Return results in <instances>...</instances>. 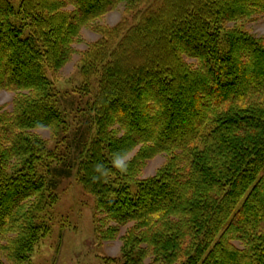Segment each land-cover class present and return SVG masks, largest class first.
<instances>
[{
	"label": "trees",
	"instance_id": "obj_1",
	"mask_svg": "<svg viewBox=\"0 0 264 264\" xmlns=\"http://www.w3.org/2000/svg\"><path fill=\"white\" fill-rule=\"evenodd\" d=\"M145 1L0 0V90L16 93L0 107V264H26L49 232L40 204L73 170L100 240L132 224L120 264H264V37L224 28L264 16V0H160L106 32L82 56L81 90L96 77L97 92L68 141L45 69L70 60L83 26ZM157 154L165 165L138 179Z\"/></svg>",
	"mask_w": 264,
	"mask_h": 264
},
{
	"label": "rangeland",
	"instance_id": "obj_2",
	"mask_svg": "<svg viewBox=\"0 0 264 264\" xmlns=\"http://www.w3.org/2000/svg\"><path fill=\"white\" fill-rule=\"evenodd\" d=\"M11 2L14 7L19 5V0H11ZM161 3L160 0H147L138 6L130 7V9L126 8L124 3L118 4L113 10L80 29L79 40L72 45L74 53L60 70L45 69L52 97L59 106L61 104L60 107L65 108V110H61L62 113L67 114L68 133H70L68 141L72 138L71 131H74L75 127L80 126L86 120L84 117L85 108L97 92L96 77L89 78L88 93L81 90L83 77L80 69L83 65L84 52L88 50L89 55L93 54L95 49L91 46L102 40L104 35H107L106 32L119 24H121V28L136 24L143 15L145 17L149 11L154 12L158 9ZM66 9L70 10L71 7ZM227 27L229 30L236 29L257 37H264V16L231 22L224 25V28ZM120 34L111 37L112 45L118 41ZM220 36L224 40L226 35L221 31ZM185 59L189 63L194 62L192 59ZM15 95L14 92L0 90V107H3V110L11 111ZM66 106L68 107L67 111ZM92 124L90 122L88 128H91ZM33 132L47 141L48 150H62L67 157L74 154V149L71 147L70 149L67 142H61L56 147V140L51 138L48 130L39 129ZM91 134L90 130L88 138ZM137 151L138 147L126 158H132ZM167 158L166 154H157L147 160L138 179L154 175L158 169L165 165ZM71 173L69 178L61 179L55 186L54 199L50 202L42 201L40 204L41 210L37 213L38 220L47 226L49 232L35 244L26 264H103L105 258H113L117 261L116 264H120L123 261L122 237L125 236L132 224L120 227L114 240H100L94 231L93 196L84 191L76 178V171L73 170ZM43 176L46 177V174ZM131 187L132 190L135 189V185Z\"/></svg>",
	"mask_w": 264,
	"mask_h": 264
},
{
	"label": "clouds",
	"instance_id": "obj_3",
	"mask_svg": "<svg viewBox=\"0 0 264 264\" xmlns=\"http://www.w3.org/2000/svg\"><path fill=\"white\" fill-rule=\"evenodd\" d=\"M117 166H118V167L120 166V161H117Z\"/></svg>",
	"mask_w": 264,
	"mask_h": 264
}]
</instances>
